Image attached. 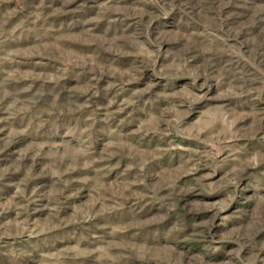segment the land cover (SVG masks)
I'll list each match as a JSON object with an SVG mask.
<instances>
[{"label": "rangeland", "instance_id": "1", "mask_svg": "<svg viewBox=\"0 0 264 264\" xmlns=\"http://www.w3.org/2000/svg\"><path fill=\"white\" fill-rule=\"evenodd\" d=\"M0 264H264V0H0Z\"/></svg>", "mask_w": 264, "mask_h": 264}]
</instances>
